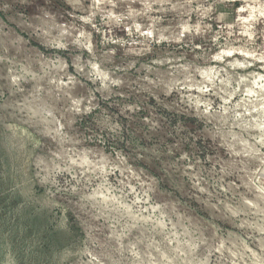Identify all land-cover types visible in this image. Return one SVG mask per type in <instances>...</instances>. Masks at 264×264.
Returning <instances> with one entry per match:
<instances>
[{"label": "clouds", "instance_id": "1", "mask_svg": "<svg viewBox=\"0 0 264 264\" xmlns=\"http://www.w3.org/2000/svg\"><path fill=\"white\" fill-rule=\"evenodd\" d=\"M0 264H264V0H0Z\"/></svg>", "mask_w": 264, "mask_h": 264}, {"label": "rangeland", "instance_id": "2", "mask_svg": "<svg viewBox=\"0 0 264 264\" xmlns=\"http://www.w3.org/2000/svg\"><path fill=\"white\" fill-rule=\"evenodd\" d=\"M40 223H43V221H39Z\"/></svg>", "mask_w": 264, "mask_h": 264}]
</instances>
